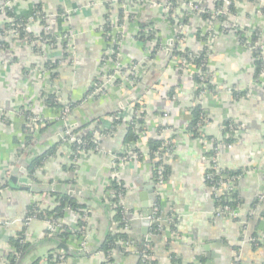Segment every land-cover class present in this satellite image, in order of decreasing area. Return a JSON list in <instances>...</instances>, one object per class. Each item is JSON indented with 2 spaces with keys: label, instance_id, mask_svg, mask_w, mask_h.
I'll list each match as a JSON object with an SVG mask.
<instances>
[{
  "label": "crops",
  "instance_id": "1",
  "mask_svg": "<svg viewBox=\"0 0 264 264\" xmlns=\"http://www.w3.org/2000/svg\"><path fill=\"white\" fill-rule=\"evenodd\" d=\"M129 1L14 0L7 4L17 17L30 19L28 30L36 36L41 34L43 25L39 18L32 19V16L35 6L40 4L44 19L51 27L50 33L60 36L71 32L73 37L68 51L61 45L52 49L45 44H40V51H35L26 41L10 39V47L0 49V264H8L13 252L10 240L20 233H26V241L34 246L25 264L38 258H42L39 264H48L47 255L55 247L45 238L49 223L34 219L27 225L26 220L30 204L37 203L42 210L57 204L55 196L49 195L54 191L69 193L91 212L80 237L74 236L68 241L71 252L80 251L84 242L89 247L97 246L108 231H117L114 208L110 205L111 191H107L115 170L126 188L123 206L125 218L133 226L132 233L152 243L151 264H173L172 254L181 257L180 264H233L236 260L241 264H264V245L256 250L244 240L254 231L258 235L264 232V203L257 205V213H263L260 225L256 228L247 222L254 201L258 197L261 200L264 194V73L256 77L252 51L241 44L231 27L236 24L240 29L255 30L264 41V1L240 0L236 16L224 23L222 34L211 41L208 67L214 89L202 100L210 121L202 129L203 138L199 139L184 131L192 118L191 108L201 102L194 79L199 70L192 64L178 65L176 58H170L169 50L176 43L177 31L166 17L165 6L169 0H146L144 4L139 0ZM191 1L201 11L214 9V0ZM3 3L0 0V6ZM128 6L130 9L126 11ZM122 9L125 16L118 26ZM108 12L116 24L108 34L113 35L109 41L119 40V63L131 67L130 75L123 76L128 70L119 71L114 64L118 61L109 56L110 61L103 62L107 44L103 25ZM131 13H138V19L149 25L146 32L157 30V38L152 41L136 38L138 20L129 22ZM186 13L189 22L185 41L178 48L197 55L205 47L196 37L203 22L200 13L193 9H187ZM4 20V15H0V26ZM227 29L230 31L223 33ZM158 40L159 47L152 57ZM67 52L70 57L64 59ZM58 60L61 63L54 71L58 77L53 79L54 72L47 65ZM111 75H116L115 80L121 78V84H114V80L97 99L90 98L74 108L70 118V124L77 126L99 118L80 132L83 136L93 133L95 140L96 132L101 134L98 151L85 152L74 163L71 147L64 143L37 170V177L43 182L37 189L42 191L19 189L31 185L27 176L30 161L56 145L66 128L56 119L55 109L45 104V96L56 94L59 103L67 106L82 100L91 87L95 90L96 85L106 83ZM134 83H137L135 87ZM136 96H139V107L135 104ZM141 109L146 112L143 117L146 132L132 147H138L144 159H133L118 166L114 156L128 153L124 144L128 125L134 116L140 117ZM24 111L48 124L44 127L37 124L35 130L26 133L28 118L23 115ZM228 120L245 126L232 147L220 149L225 170H244L237 180L244 203L238 207L236 220L218 216L219 204L212 188L205 183L211 171L207 155L212 150L209 138L221 140L226 135L221 127ZM160 127L165 129L163 138L175 135V150L166 160L171 166L169 180L156 189L162 230L144 238L143 206L152 202L150 192L144 194L154 182L153 164L147 156L148 140L159 136ZM28 136L35 139L31 147ZM78 220V212L67 209L62 222L77 228ZM114 256L115 264H140L135 254L115 253ZM104 259L102 254L76 256L69 257L67 264H102Z\"/></svg>",
  "mask_w": 264,
  "mask_h": 264
},
{
  "label": "trees",
  "instance_id": "2",
  "mask_svg": "<svg viewBox=\"0 0 264 264\" xmlns=\"http://www.w3.org/2000/svg\"><path fill=\"white\" fill-rule=\"evenodd\" d=\"M14 0H4V3L0 6V15L4 14V23L2 26H0V47L3 48H9L11 41H26L28 45L32 46V48L35 51H40V44H42L44 41L46 45L49 47L56 48L57 45H61L64 50L68 51L67 43H58L57 36L53 34H46L43 30L41 34L36 36L33 32L27 30L29 19L27 18H20L17 17L13 11V9L10 8V6H7V3ZM177 0H169L168 2L176 3ZM240 0H214V9L213 10H204L200 12V18L203 22L202 27L198 28L196 32V37L199 41H202L205 43V47L201 52H199L197 55L193 54L191 51L184 50L180 51L178 49L177 44L175 43L172 46V51L170 54L171 60H173L176 57L181 56L186 61L190 62L193 66L198 68L199 72L194 74V79L196 81V84L198 85L197 89V96L203 91V90H213L214 86L211 84V78H212V72L210 71L208 67V61L211 53L210 45L212 42H210L211 38L213 36L218 37L220 33L222 34V30L224 27V23L229 22L231 18H234L237 14V3ZM254 1V0H251ZM140 4H144L146 0H139ZM227 2L230 4H227ZM194 5H197L195 3ZM110 7V5L108 6ZM226 8L227 12L220 13V9ZM111 9V7L109 8ZM185 13V19L184 23L189 22V15ZM138 13H131L128 17V21H134L135 19L138 20V26H139V32L136 36V38H142L143 40H154L156 39V33L152 29L151 31L146 32L145 29L149 27L147 23L142 21L141 18L138 19ZM125 16V13L123 9L120 11L119 15V21L116 23L118 26L123 23L122 17ZM44 17L42 14V8L41 5L38 4L35 6L33 10V19ZM167 17V16H166ZM105 23L103 25V36L106 39V49L110 48L113 53L109 56L111 60L121 62L119 57V40L117 43H112V41H109L113 38V35H108L109 32L112 31L114 24L111 19V13L108 12L105 15ZM168 22L172 25V27L175 29V20L171 17H167ZM42 25L44 26L45 23L43 21ZM218 23V25H217ZM216 26H219L216 27ZM216 27V28H215ZM10 30H17L18 36H15L13 34L7 33ZM236 34L239 37V40L241 44L248 47L252 51V55L255 60V68H256V77H259L263 68H264V41H262V38L259 34H257V31H252L249 29H240L239 27L234 29ZM230 30H224L223 33H227ZM16 32V31H15ZM8 36V37H7ZM179 34L177 33L176 37H178ZM10 39L11 41H9ZM159 47V40L157 42V45L154 47V51L152 52V57L154 56L156 50ZM70 53L67 52L64 55V59L69 58ZM107 58V57H106ZM110 61V60H109ZM61 63V60L55 61V62H48L47 68L54 72L58 69L59 65ZM103 63V62H102ZM178 63V65H180ZM130 66H121L119 68V71L125 72L126 70L130 69ZM111 70H108V73L111 74L113 72V68L110 67ZM58 77L57 73H52L51 78L56 79ZM132 78V76H131ZM122 82L121 78H117L114 82L116 85H120ZM137 83H134V87ZM96 87V86H95ZM131 88V87H130ZM94 91V86L90 88V90L86 93L84 98L80 101L70 103V107L72 109L76 108L78 105H80L82 102L90 99V95ZM102 95V92L99 94L94 95L93 99H97L99 96ZM138 98L139 96H136V103L138 104ZM45 104L55 109V116L59 117L60 113L63 111V109L66 107L65 105L59 103L57 99L56 94H47L45 96ZM139 107V106H138ZM140 111V110H139ZM24 116L26 118H29L32 116V114L27 111L23 112ZM140 117H145L146 112L140 111ZM191 121L188 124V126L185 128V132L190 134L194 139L203 138L202 129L203 127L210 121L209 118L206 117L203 104L202 102H198L191 108ZM99 121V118L94 119L93 121H90L88 124H85L84 126H77L75 124H72L71 126H68L64 128V133L66 131H70L71 135H76L80 133L84 128H87L92 123H96ZM59 123L61 121H58ZM232 123L231 120L226 121L223 126L224 130L223 132L230 131V124ZM48 126V125H47ZM146 123L143 118H132V120L129 122L128 125V131L125 136L124 144L128 147V153L121 155L123 157H128L129 153H133L136 155V160L141 161L144 159L143 152L138 147H132L133 144H136L141 136L146 132ZM164 128H159V136L156 138H150L148 140V150H147V156L151 160L153 164V181L156 184L157 183V168L159 166H163L164 171V179L169 180V175L171 172V166L169 162H166L167 159H169V156H171L175 150V144H174V138L175 135L171 136L170 138L166 139L161 136V132ZM176 131V130H175ZM177 132V131H176ZM84 143L81 145L83 147V150L85 152L89 151H98V144L94 137L93 133H88L86 136H84ZM28 144L29 147H31L34 144L33 137L28 136ZM68 136H63L62 140H60L56 145L52 146L49 150L44 152L43 154L37 156L33 160L30 161V163L27 166V176L30 179L31 185L20 187L19 189H26L27 191L36 190L39 187H42L43 182L37 177V170L44 167L45 163L55 156V154L58 152L59 147L64 144L68 140ZM216 140L215 138H209ZM238 139H240V136H234V133H231V135L228 136V138H225L223 143L226 145H233ZM217 144V143H216ZM78 145L71 146V149L73 152L77 151ZM212 150L208 152V157L212 154ZM73 159V156H72ZM75 166V165H73ZM244 174L243 169L229 171L225 170L221 175H218L215 173L214 170L210 171V175L208 179L206 180V186L212 188V186H218L221 180H226L224 177H239ZM236 179L233 183L234 189L228 190L222 195L221 198V205H228L232 209H236L243 205V197L240 195V192L238 190V184ZM107 191H111V194L109 196L110 200L114 202L116 205L114 208V219L117 223L118 230L117 231H108L103 240L100 244L97 246H81V250L77 253H73L69 250L68 247V241L70 238L74 236L81 235L79 229L82 227L87 226V219L90 216V209L85 206L81 205L77 202L75 197L70 196L67 192H57L54 191L50 193L49 195L55 196L57 204L50 208L41 209L39 204L32 203L28 206V216L26 223H30V221L34 219H42L45 220L47 223H49V229L45 231L46 235L45 238L48 240H51L52 243L55 245L54 250L49 251L47 255V263L48 264H57L55 255L57 252L61 249H63L66 252V257H91L92 255L96 254H102L104 256V261L102 264H115V253H120L122 255H130L135 254L137 255L139 259L140 264H151V260H146L147 257H153L154 253L152 250V243L148 242L146 239L140 238L138 235H134L132 233L133 226H131V223L128 222L124 218L123 214V207L118 202V194L120 192L126 193V188L123 183L120 181H116L115 179L110 180V185L107 189ZM264 200L256 199L253 203L252 209L247 217V222L255 225L257 228L260 225L261 218L263 216V213H257V205L263 204ZM71 209L73 211H77L79 214V220L77 224V228L70 227L68 225H65L62 223V220L65 217L66 210ZM112 211V212H113ZM160 217L161 214H160ZM236 220V219H235ZM27 228V227H26ZM245 229V227H244ZM162 230L159 225H151L149 228V234H159ZM26 233L23 234H17L16 237L12 238L10 240V245L13 248V252L10 253L8 258V264H25V260L27 257V254L31 249H33V245L31 243H28L26 241ZM253 239L255 238L257 240L258 234L257 232H253V234H249ZM148 243H150V248H147ZM254 249H258L262 247L264 244L260 241H252L251 242ZM235 250H238V247H233ZM172 262L173 264H180L182 259L176 254H172ZM42 258H38L35 261H33L31 264H39ZM155 262H153L154 264ZM193 264V263H190ZM233 264H241L240 261H234Z\"/></svg>",
  "mask_w": 264,
  "mask_h": 264
},
{
  "label": "built area",
  "instance_id": "3",
  "mask_svg": "<svg viewBox=\"0 0 264 264\" xmlns=\"http://www.w3.org/2000/svg\"><path fill=\"white\" fill-rule=\"evenodd\" d=\"M262 1H264V0H262ZM194 4L195 3L192 2L191 0H177L176 3L168 2L166 4V6H165L166 13H167L166 14L167 17H171L172 16V18L175 20V29H176L177 33L179 34V36L176 37V44H177V46H179L182 42L185 41V28H186L187 23H184V19H185V13L184 12H186L187 9H191V10L193 9L194 11H196L198 13L201 12V10L199 9V6L198 5H194ZM227 4H230V2L229 3L227 2ZM7 6H9V5H7ZM219 11H220V13L227 12L226 8L220 9ZM1 15H4L3 12H2ZM44 18L45 17L39 18L40 21H43L45 23V25L43 26V31L46 34H51L50 33L51 32V27L46 22V20ZM32 19H33V16H32ZM231 27L233 29H235V28L238 27V25L232 24ZM27 30H28V28H27ZM15 31L14 30H10L7 33V35L8 34H13L15 36H18V34H19L18 31L17 30H15ZM72 37H73L72 33L71 32H67L64 35L57 36V41L60 44L66 42L67 43V48H68L69 47V42L72 40ZM215 38H216V36H213L211 38L210 42L213 39H215ZM45 42L46 41H44L42 44H45ZM112 43H115V42H112ZM2 48L3 47H0V49H2ZM169 51L171 52L172 49H170ZM180 51H184V50H180ZM112 53H113L112 50L106 49L105 56L103 58V62L104 63L109 61L108 58H106V57L110 56ZM176 62L177 63H180L181 62V64L183 66L188 65V64H191L190 62H188L185 59H183L181 56L176 57ZM114 64L116 65L115 66L116 68H120L121 67V63H119V62L118 63L116 62ZM131 72L133 73V71L131 69H128V71L126 73H124L123 76H126L127 74L130 75ZM263 73H264V68H263L260 76H262ZM119 75L121 76V74H119ZM115 77H116V75H111L108 78V80H107L106 83H101V84L96 85V89L90 95V98H93L94 95H96V94H99L101 92H104L106 90V88L108 87V85L111 84L115 80ZM129 82L132 83L131 82V79H129ZM209 92H211V91L210 90H204V91H202L199 94L198 97H199V99H200L201 102H202V100H204L206 98V96H208ZM141 111H142V109H141ZM72 112H73V109L70 107V105H67L63 109V111L60 113V116L59 117H56V119L58 121H61L66 127L71 126L72 124H70V118L72 116ZM136 118H140V117L137 116ZM143 119L145 120V123H146V118H143ZM46 124H48V122L46 120L40 119L37 116H31V117H29L27 119L26 131L25 132L29 134L31 131L35 130L37 126H43L44 127V126H46ZM229 128H230V131L226 132V135L223 138H221V140H219V139H216V140L210 139L209 140L210 143H211V145H212V148L211 149H212V152H213L209 156L210 169L211 170H214L215 173L218 174V175H221L225 171V169L221 165L220 149H221L222 146H225V147H228V148L232 147V145H226V144H224L223 143L224 139L225 138H228V136L231 135V133H234V136L237 137V136H240V134L245 131V126L244 125H242V124H235L234 122H232L230 124ZM221 129L224 130V126H222ZM164 130L165 129H163L162 132H161L162 135L164 134ZM96 135H98V138L96 139V141L99 142L98 140H99L101 134L99 135V132H96ZM63 136H68L69 137L68 140L65 142L66 144H68V146L71 147V146H73L75 144L78 145L76 152H73L72 149H71L72 154H73L72 161L74 163H77L79 161L81 155L83 153H85V151L83 150V147H81V145L84 143V136L81 133H78L76 135H71L70 131H66ZM133 159L136 160V155L133 154V153H130L128 155V157H123L121 155L114 156V162L118 166H121L124 163H126L127 161H131ZM113 175H114V178L113 179H115L116 181H119V178H118L119 177V174H118V171L117 170H115V172H114ZM209 175H210V172H208V174L206 175V179H208ZM224 178H226V180H221L218 186H212L214 198H215L217 204H219L217 214H218V216H226V217H229V218H232V219H237L238 212H239V208L232 209L230 206H228V205H221L220 203H221L222 195L225 192H227L228 190L234 189V187H233L234 181L236 179H240L241 176H239V177L232 176V177H224ZM166 182H167V180L164 179L163 166L161 165V166H159L157 168V183L155 184L156 189L159 188V187H161V186H163ZM156 194H157V191H156ZM124 199H125V193L124 192H120L118 194V202L123 207V214H124V218H125V208L123 206ZM261 200H264V194H262ZM110 205L113 208H115V206H116L114 204V202L111 201V200H110ZM159 213L160 212L158 210V204H157V201H156V203L153 206V214L150 217V219H151V225H153V224L159 225V227L161 228V217H160V214ZM85 229H86V227H82L79 230L82 233ZM244 240H246L249 243H251L252 241L253 242L254 241H260L261 243L264 244V232L261 235L258 236L257 240L255 238L253 239L249 235H246V237L244 238ZM81 246L85 248V246H87L86 245V242L82 243ZM147 248H150V243H148ZM55 257H56L55 260H56L57 264H67V262H68V258L66 257V253L63 250H59L57 252V254L55 255ZM148 259L151 260L152 259V256L151 257H147L146 260H148ZM236 261H240V260H236Z\"/></svg>",
  "mask_w": 264,
  "mask_h": 264
},
{
  "label": "water",
  "instance_id": "4",
  "mask_svg": "<svg viewBox=\"0 0 264 264\" xmlns=\"http://www.w3.org/2000/svg\"><path fill=\"white\" fill-rule=\"evenodd\" d=\"M127 2L129 3L130 1L127 0ZM129 9H130V7L128 6L126 8V11H129ZM131 101H133V99ZM61 132H62V129H61ZM61 139H62V136H59V140H61ZM59 187H60V185H57V188L58 189H59ZM37 190L42 191V189H36V191ZM44 191H47V190H44ZM148 192H150V194H151V200H152V202L151 203H146L143 206L142 236L144 238H146L149 235V228H150V225H151V219H150V217L153 214V206H154V204L157 201L156 186H155V183L154 182L152 183V185L150 186V188L146 189V192H145L144 195L146 196ZM70 194H72V193L70 192Z\"/></svg>",
  "mask_w": 264,
  "mask_h": 264
}]
</instances>
